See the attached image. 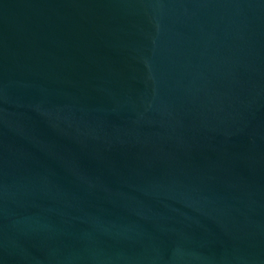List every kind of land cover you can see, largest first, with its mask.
I'll use <instances>...</instances> for the list:
<instances>
[{
	"label": "water",
	"instance_id": "water-1",
	"mask_svg": "<svg viewBox=\"0 0 264 264\" xmlns=\"http://www.w3.org/2000/svg\"><path fill=\"white\" fill-rule=\"evenodd\" d=\"M0 264H264V0H0Z\"/></svg>",
	"mask_w": 264,
	"mask_h": 264
}]
</instances>
